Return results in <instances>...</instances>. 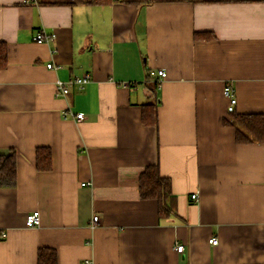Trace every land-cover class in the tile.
Masks as SVG:
<instances>
[{
  "label": "crops",
  "instance_id": "crops-1",
  "mask_svg": "<svg viewBox=\"0 0 264 264\" xmlns=\"http://www.w3.org/2000/svg\"><path fill=\"white\" fill-rule=\"evenodd\" d=\"M42 29L56 38L37 43ZM0 41V154L17 153L15 185H0V264H38L44 246L58 264H264V142L236 140L223 92L235 88L236 112L264 113V0H0ZM85 72L56 95L57 79ZM40 146L51 170L37 168ZM150 164L172 182L168 218L140 197Z\"/></svg>",
  "mask_w": 264,
  "mask_h": 264
},
{
  "label": "trees",
  "instance_id": "trees-1",
  "mask_svg": "<svg viewBox=\"0 0 264 264\" xmlns=\"http://www.w3.org/2000/svg\"><path fill=\"white\" fill-rule=\"evenodd\" d=\"M112 0H92L94 3H107ZM199 2L203 0H193ZM196 38H213L209 31L195 33ZM8 61V46L0 41V69L6 67ZM157 82L151 86L153 91ZM158 105L156 103L143 104L142 122L145 125L156 126L159 121ZM226 124L236 129V140L240 143L253 141L264 142V113L230 112ZM36 165L39 170H51L52 150L40 146L36 149ZM17 178V153L11 149L8 153L0 154V185L13 186ZM139 194L142 199H154L158 205L160 218H168L175 212V195L172 191V182L169 177L162 175L158 164H150L140 173L138 181ZM38 264H58L57 251L53 247H40L38 250Z\"/></svg>",
  "mask_w": 264,
  "mask_h": 264
},
{
  "label": "built area",
  "instance_id": "built-area-1",
  "mask_svg": "<svg viewBox=\"0 0 264 264\" xmlns=\"http://www.w3.org/2000/svg\"><path fill=\"white\" fill-rule=\"evenodd\" d=\"M30 1L37 2V0H30ZM55 38H56V33L54 32L47 33L44 29L37 31L33 37L34 41H36L37 43H44ZM47 67L50 69L56 68V66L52 62L47 63ZM148 75L152 78H156L157 81L160 83L162 80L166 78L167 73L164 69H150ZM90 79H91V75L88 72H85L82 75L76 76L67 81L57 79L55 83L56 95L65 97L71 92L74 86L83 87L86 83L90 81ZM223 92L224 95L229 99V104L227 107L228 112L230 113L235 111V105L237 103L235 88L233 87L232 84L227 83L224 86ZM69 113L71 115L76 116L78 120H81L84 116L83 113H77V114H74L73 112H69ZM64 115L67 116V113L65 112ZM190 198L192 201H198L199 192L192 193L190 195ZM99 220H100L99 215L95 214L92 218L91 225L95 227L99 223ZM25 223L28 227L39 226L41 223L40 211L34 210L28 213L25 218ZM3 235H5V233ZM210 242L216 244L218 240L216 238H212ZM176 249L182 252L184 250V245L177 244ZM84 264H93V261L90 258H85Z\"/></svg>",
  "mask_w": 264,
  "mask_h": 264
}]
</instances>
